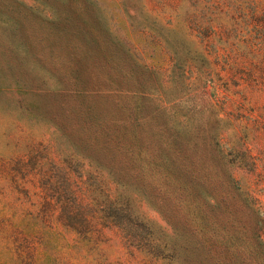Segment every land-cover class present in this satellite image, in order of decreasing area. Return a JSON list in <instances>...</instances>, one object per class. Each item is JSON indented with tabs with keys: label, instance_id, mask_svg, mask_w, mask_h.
Returning a JSON list of instances; mask_svg holds the SVG:
<instances>
[{
	"label": "rangeland",
	"instance_id": "1",
	"mask_svg": "<svg viewBox=\"0 0 264 264\" xmlns=\"http://www.w3.org/2000/svg\"><path fill=\"white\" fill-rule=\"evenodd\" d=\"M88 102L149 127L185 114L194 151L222 150L264 218V0H0V264H172L101 219L83 235L62 218L68 160L76 184L94 168L61 123ZM258 232L241 264H264Z\"/></svg>",
	"mask_w": 264,
	"mask_h": 264
},
{
	"label": "trees",
	"instance_id": "2",
	"mask_svg": "<svg viewBox=\"0 0 264 264\" xmlns=\"http://www.w3.org/2000/svg\"><path fill=\"white\" fill-rule=\"evenodd\" d=\"M66 110L76 123L60 126L94 168L85 176L77 173L81 184L73 179L71 160L65 170L66 195L59 207L76 232L90 233L93 221L101 219L117 226L139 250L172 264H241L244 247L250 253L259 251L258 228L264 218L240 188L222 150L215 154L207 149L205 155L194 151L199 142L190 140L185 114L177 127H149L145 116L135 123L104 117L95 102L84 108L80 104L78 112L69 106ZM135 201L157 208L171 232L155 229L135 209Z\"/></svg>",
	"mask_w": 264,
	"mask_h": 264
}]
</instances>
